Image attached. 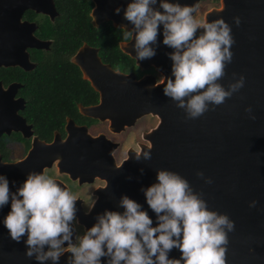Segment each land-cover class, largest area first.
Masks as SVG:
<instances>
[{"label":"flooded vegetation","instance_id":"1","mask_svg":"<svg viewBox=\"0 0 264 264\" xmlns=\"http://www.w3.org/2000/svg\"><path fill=\"white\" fill-rule=\"evenodd\" d=\"M130 2L0 0V117L8 122L0 125V159L30 153L31 164L46 162L41 172L77 198L75 235L99 214L91 207L108 178L149 144L161 120L147 104L169 50L135 60L134 37L126 40L124 31L134 27L124 17ZM218 6L197 0L195 19ZM133 89L149 99L132 98Z\"/></svg>","mask_w":264,"mask_h":264},{"label":"clouds","instance_id":"2","mask_svg":"<svg viewBox=\"0 0 264 264\" xmlns=\"http://www.w3.org/2000/svg\"><path fill=\"white\" fill-rule=\"evenodd\" d=\"M157 3H128L124 17L134 27L124 29L125 39L134 37L136 61L150 59L156 55L152 45L157 44L163 26V44L173 49L168 55L174 79L161 77L155 86L164 85V95L184 110L186 119H198L210 105L214 110L244 87V76L230 83L227 90L218 82L232 62V29L223 18L197 21L193 5L159 0L156 8ZM115 12L119 14L120 9ZM234 21L240 25L239 17ZM200 29L203 31L197 35ZM245 111L251 114L252 108ZM250 118L256 119L254 115ZM150 150L142 153L144 159L151 158ZM196 175L212 183L203 172ZM142 191L156 214L155 227L148 212L124 195L119 201L122 212L98 214L93 226L75 235V242L77 198L46 172H30L16 192L10 190L7 177L0 175V208L11 201L4 226L17 243L27 236L25 254L39 264L49 260L59 264L65 253L71 254L67 264H102V258H107L106 264H227L228 233L235 230V222L227 214L209 210L202 193L194 192L187 179L160 169L157 182ZM256 203L252 201L250 207ZM173 249L180 251L179 259L169 258Z\"/></svg>","mask_w":264,"mask_h":264},{"label":"water","instance_id":"3","mask_svg":"<svg viewBox=\"0 0 264 264\" xmlns=\"http://www.w3.org/2000/svg\"><path fill=\"white\" fill-rule=\"evenodd\" d=\"M183 1L185 3L181 5L188 6H195L197 2ZM169 2L177 3L176 0ZM155 7L159 8V2ZM235 17L240 18L239 26L235 24ZM218 18L229 24L235 40L231 47L232 62L227 64L225 76L218 82L227 90L230 83L244 76V87L225 103L215 106L214 110L210 105V110L203 116L189 120L184 110L164 95V85L158 86L147 109L157 112L161 120L149 133V144L140 152L130 153L115 169L101 188L100 200L92 207L91 213L103 214L105 210L122 212L119 201L127 195L148 212L155 227L156 214L148 206L142 189L157 182V170L174 171L189 181L194 192L202 193L209 210L227 214L235 222V230L228 233L227 264H264V0H220V6L207 12L203 22ZM202 31L198 30L197 35ZM162 36L161 25L157 38L160 47H153L158 48L153 59L163 57L158 52L161 49H168L169 53L173 51L163 44ZM168 54L164 56L167 64L164 63L162 68L167 67L165 77H172V61ZM140 93L133 89L132 98L149 99L147 92ZM249 106L251 114L245 111ZM251 115L256 119L252 120ZM7 123L0 117V125ZM149 149L151 158L146 160L142 153ZM137 155H141L139 160ZM31 157L29 153L15 162H2L0 159V175L7 177L12 192L22 186L30 172L40 173L46 164L45 161L31 164ZM197 172H203L212 183H205L196 175ZM110 197L116 200H106ZM254 200L257 202L255 207H250ZM10 210L11 201L0 208V264H39L34 257L29 258L25 254L27 236L17 243L4 226V218ZM91 218L92 224H87L86 229L96 222V216L91 215ZM70 256V253H65L59 264H67ZM180 256L178 249L169 253V258L179 259ZM106 259L102 258V264H106ZM44 264L52 262L49 260Z\"/></svg>","mask_w":264,"mask_h":264},{"label":"rangeland","instance_id":"4","mask_svg":"<svg viewBox=\"0 0 264 264\" xmlns=\"http://www.w3.org/2000/svg\"><path fill=\"white\" fill-rule=\"evenodd\" d=\"M213 4V3H212ZM208 5H203V7L200 8V10L202 11L203 9L207 8ZM199 18V17H198Z\"/></svg>","mask_w":264,"mask_h":264}]
</instances>
